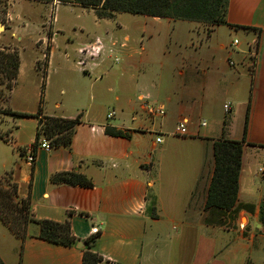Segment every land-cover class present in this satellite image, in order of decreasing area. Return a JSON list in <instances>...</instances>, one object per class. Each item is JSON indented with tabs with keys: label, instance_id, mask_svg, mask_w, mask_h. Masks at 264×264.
I'll use <instances>...</instances> for the list:
<instances>
[{
	"label": "crops",
	"instance_id": "crops-1",
	"mask_svg": "<svg viewBox=\"0 0 264 264\" xmlns=\"http://www.w3.org/2000/svg\"><path fill=\"white\" fill-rule=\"evenodd\" d=\"M6 16L11 19L8 9ZM136 16L130 27L141 33L139 48L127 47L125 59L114 66L98 63L102 45L97 37L80 36L81 30L74 33L75 43L64 42L61 65L37 60L24 72L19 61L0 111L30 117L0 112L1 122L10 126L0 132L8 151L0 156V177L9 174L17 198L28 200L35 220L68 221L75 243H48L37 237L34 223L20 240L0 222L4 264H81L91 228L99 230L91 248L102 257L99 264H253L250 252L259 250L256 240L264 237L262 228L252 227L264 200V175L256 173L264 166V0H228L225 24L210 27L208 34L193 22ZM221 28L233 36L227 43L218 37ZM167 29L174 33L172 49L165 45ZM54 38L51 31L36 38L50 47L48 57L55 51ZM233 39L238 43L229 47ZM128 40L124 35L122 41ZM3 48L9 45L0 44ZM37 73L46 79L42 89ZM142 99L162 106L164 116H149L140 107ZM225 103L235 130L232 120L208 129V121L226 115ZM246 109L236 213L205 208L213 143L222 134L230 141L242 139ZM111 110L114 115L106 118ZM76 116L68 147L38 149L32 164L24 161L20 150L34 143L42 118ZM181 119L187 121L186 135L175 136ZM105 127L124 135H109ZM61 172L80 174L91 187L51 183Z\"/></svg>",
	"mask_w": 264,
	"mask_h": 264
},
{
	"label": "trees",
	"instance_id": "trees-1",
	"mask_svg": "<svg viewBox=\"0 0 264 264\" xmlns=\"http://www.w3.org/2000/svg\"><path fill=\"white\" fill-rule=\"evenodd\" d=\"M41 3H51L53 0H27ZM228 0H73L81 7L94 11L98 18L113 19L115 13H128L130 15H145L150 17L167 18L170 20H183L193 22L204 27L225 24L226 5ZM45 55V59H46ZM19 67V57L16 51L9 48L0 49V84L7 88V93L14 87ZM5 81V82H4ZM44 82L42 81L41 89ZM7 97V96H6ZM4 97L3 99H5ZM41 98L39 99V104ZM3 114L17 117H30V115L12 112L7 108L0 111ZM39 111L34 117H37ZM43 124L36 129L33 145L40 136H43L52 146L68 147L78 116L73 119L42 118ZM247 121V109L244 115L243 136L240 141H230L222 137L213 143L214 169L207 189L205 208L212 207L229 211L235 214L238 189V172L240 168L241 148L244 143V132ZM41 122V120H40ZM39 122V123H40ZM225 125V123H224ZM104 132L112 136L124 134L110 127ZM1 139V137H0ZM54 184H66L83 188L91 187L90 181L84 176L74 172H61L50 177ZM264 224V200L261 203L258 216ZM0 222L18 239L26 236V227L29 223L38 226L37 237L55 245L72 246L75 238L70 232L68 221L53 222L48 220H35L30 214L28 200L17 198L16 185L11 181L9 174L0 177ZM96 236H90L84 241L81 264H99L102 257L91 251ZM0 264H4L0 259Z\"/></svg>",
	"mask_w": 264,
	"mask_h": 264
},
{
	"label": "rangeland",
	"instance_id": "rangeland-1",
	"mask_svg": "<svg viewBox=\"0 0 264 264\" xmlns=\"http://www.w3.org/2000/svg\"><path fill=\"white\" fill-rule=\"evenodd\" d=\"M0 0V25L3 27L0 30V44L9 45V50L16 51L21 63V68L24 72H28L32 69L35 61H39L38 64L45 65L47 62L52 67H56L65 62L63 55V44L66 39L76 42L74 33L81 32L80 36L88 39L92 37L98 38L99 44L102 45L104 51L98 56V63L103 66H114L119 64L125 59L127 47L139 48L140 32L135 31L130 27V23L133 19H139L136 15H130L128 13H116L113 19L98 18L94 11L89 8H84L76 5L73 0H53L51 3H41L27 0ZM10 14V18L6 16V12ZM203 32L209 26L204 27L202 25ZM170 29V28H168ZM167 29V30H168ZM51 32H55L56 38H54L55 51L53 55L47 54L46 49L50 48L48 44L39 45L36 38H47ZM152 33L156 30L152 29ZM172 30H168L166 35H169L165 41V45L169 49L174 48V33H170ZM11 33H14L18 39L11 37ZM163 31H161L162 35ZM124 35L129 36L128 42H123ZM157 36V35H154ZM153 36V37H154ZM135 38L134 40H131ZM218 37L227 43L233 36H228L225 29L218 30ZM236 37V36H235ZM167 38V36H166ZM122 43H125L123 48ZM251 59V57H249ZM248 60L249 68L251 67ZM68 61H72L71 58ZM67 61V62H68ZM98 69V75L100 74ZM37 79L40 77V83L45 82L44 74L37 73ZM1 79V75H0ZM5 82V81H4ZM7 88L3 84H0V100L7 95ZM1 109V106H0ZM230 113V112H229ZM229 113L224 117L219 114L215 116L212 121H208L207 128L212 130L217 127L218 122L223 121L225 125H229V120H232ZM229 116V117H228ZM0 118V132H4L10 126L4 122H1ZM232 133L235 130V121L232 120ZM225 137V136H223ZM9 142L11 139L8 137ZM5 143L0 140V156L3 152H8ZM261 161V160H260ZM259 183V180H257ZM253 228L264 230V224L258 220V223L252 224ZM256 244L259 247L257 252H250V259L253 264H264V237L257 239Z\"/></svg>",
	"mask_w": 264,
	"mask_h": 264
},
{
	"label": "built area",
	"instance_id": "built-area-1",
	"mask_svg": "<svg viewBox=\"0 0 264 264\" xmlns=\"http://www.w3.org/2000/svg\"><path fill=\"white\" fill-rule=\"evenodd\" d=\"M238 43V41L236 39H233L230 43L229 47H233ZM249 53L250 55H254L255 54V48L250 47L249 48ZM228 65L233 66L232 62H228ZM140 107L141 109L146 112L149 116H154V117H163L164 116V108L162 106H154L150 103H148L146 100H140ZM223 111L225 114L229 113L230 111V104L229 103H225L223 105ZM114 115V112L111 110L106 114V118H110ZM43 124V120L38 124V127H40ZM186 124L187 121L185 119H181L179 120L173 129V135L175 136H185L186 135ZM201 125L203 126L204 123L202 122ZM156 141L159 142V139L156 138ZM51 148V144L49 143V140H47L46 138H44L43 136H40L38 138V140L36 141V143L31 146H28L21 151V153L23 154V158L24 161L28 164H32L34 161V152L36 150H44V151H49ZM256 173L258 176H263L264 175V166H260L256 169ZM99 233V230L97 228H91L90 229V235L94 236L97 235Z\"/></svg>",
	"mask_w": 264,
	"mask_h": 264
},
{
	"label": "water",
	"instance_id": "water-1",
	"mask_svg": "<svg viewBox=\"0 0 264 264\" xmlns=\"http://www.w3.org/2000/svg\"><path fill=\"white\" fill-rule=\"evenodd\" d=\"M3 27L0 25V30L2 29Z\"/></svg>",
	"mask_w": 264,
	"mask_h": 264
}]
</instances>
